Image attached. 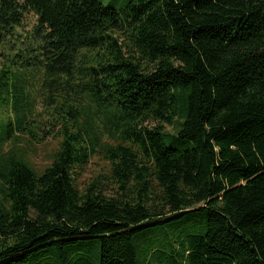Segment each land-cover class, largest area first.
I'll use <instances>...</instances> for the list:
<instances>
[{
    "label": "trees",
    "instance_id": "1",
    "mask_svg": "<svg viewBox=\"0 0 264 264\" xmlns=\"http://www.w3.org/2000/svg\"><path fill=\"white\" fill-rule=\"evenodd\" d=\"M0 65V264H264V0H0Z\"/></svg>",
    "mask_w": 264,
    "mask_h": 264
},
{
    "label": "rangeland",
    "instance_id": "2",
    "mask_svg": "<svg viewBox=\"0 0 264 264\" xmlns=\"http://www.w3.org/2000/svg\"><path fill=\"white\" fill-rule=\"evenodd\" d=\"M108 1L109 0H105L107 3ZM28 22H33L32 15L28 16ZM39 71L40 70L34 69L31 66L17 65L14 67L13 74H11L9 79L0 77V105L3 104L5 107L6 99L8 96H13L14 91L18 96H23L29 92L33 96L38 107V109L34 110V113L36 114L37 110L43 112L45 107L44 94L47 90L43 83V74ZM5 129L6 125H3L0 129V134L3 133ZM58 140V138H49L42 144L36 145V151L32 153V160L39 169H43L44 166L51 161L50 155L58 146ZM108 174V163L99 156H94L81 173L78 184L80 187L84 188L89 182L94 180L96 176L101 175L103 179ZM103 182L106 181L103 180ZM102 186L106 194L111 195L115 193L112 184L103 183Z\"/></svg>",
    "mask_w": 264,
    "mask_h": 264
}]
</instances>
